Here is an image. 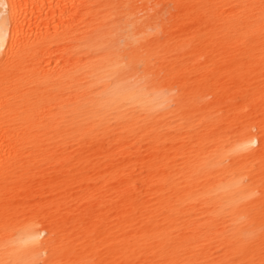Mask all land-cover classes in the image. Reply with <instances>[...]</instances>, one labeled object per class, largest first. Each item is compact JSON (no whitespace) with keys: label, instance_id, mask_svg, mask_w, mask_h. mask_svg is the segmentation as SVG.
Here are the masks:
<instances>
[{"label":"bare ground","instance_id":"1","mask_svg":"<svg viewBox=\"0 0 264 264\" xmlns=\"http://www.w3.org/2000/svg\"><path fill=\"white\" fill-rule=\"evenodd\" d=\"M0 264H264V0H0Z\"/></svg>","mask_w":264,"mask_h":264}]
</instances>
